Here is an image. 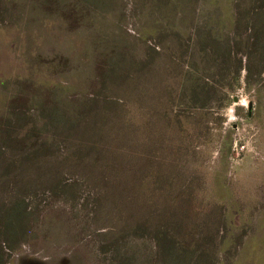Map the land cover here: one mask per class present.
Wrapping results in <instances>:
<instances>
[{
    "label": "rangeland",
    "instance_id": "rangeland-1",
    "mask_svg": "<svg viewBox=\"0 0 264 264\" xmlns=\"http://www.w3.org/2000/svg\"><path fill=\"white\" fill-rule=\"evenodd\" d=\"M0 249L264 264V0H0Z\"/></svg>",
    "mask_w": 264,
    "mask_h": 264
},
{
    "label": "trees",
    "instance_id": "trees-1",
    "mask_svg": "<svg viewBox=\"0 0 264 264\" xmlns=\"http://www.w3.org/2000/svg\"><path fill=\"white\" fill-rule=\"evenodd\" d=\"M157 1V0H156ZM178 4V3H177ZM176 4V5H177ZM173 14H175V13H171L170 14V16L171 15H173ZM170 16H168V17H166V19H162L161 21H163V25H169V27L171 26V24H170V20H168V18L170 17ZM157 20V19H156ZM156 20H154V24H156V26H158L159 25V22L157 21L156 23H155V21ZM57 119H59V118H57ZM20 208H21V210H20V212H21V214L22 215H24V213H25V206H24V204H21V206H20ZM19 215V214H18ZM154 238L156 239V241L160 244L161 243V241H162V235H160V234H158V233H156L155 234V236H154ZM174 249H173V245H172V243H171V245H170V250L169 251H166L167 252V254L169 255H171L172 253H174ZM0 264H3V254H2V250L0 249Z\"/></svg>",
    "mask_w": 264,
    "mask_h": 264
}]
</instances>
